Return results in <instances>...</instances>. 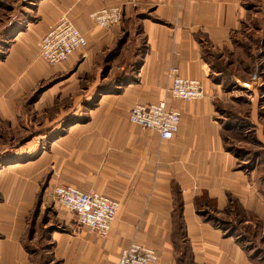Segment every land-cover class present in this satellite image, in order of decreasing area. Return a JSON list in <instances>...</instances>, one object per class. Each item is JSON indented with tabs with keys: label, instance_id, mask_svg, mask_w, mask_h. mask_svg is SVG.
<instances>
[{
	"label": "crops",
	"instance_id": "obj_1",
	"mask_svg": "<svg viewBox=\"0 0 264 264\" xmlns=\"http://www.w3.org/2000/svg\"><path fill=\"white\" fill-rule=\"evenodd\" d=\"M245 2L0 0V9L21 3L30 10L22 33H31L35 43L66 14L87 38L89 52H100L115 37L112 28L97 27L90 14L116 5L123 7L124 23H135L143 38L130 85L107 95L91 93L85 96L94 100L91 106L74 103L47 118L43 140L53 184L94 189L119 202L109 234L99 237L88 231L86 259L82 251L73 262L69 249H63L64 264H117L121 248L130 241L153 248L158 264H255L239 238L225 235L197 212L203 203L222 210L232 195L243 209L264 218L253 173L237 169L236 157L224 149L217 109L210 101L220 91L210 79L211 54L230 49L247 16ZM172 66L182 77L199 79L205 97L187 102L168 96L166 73ZM163 99L180 111L178 130L168 140L128 120L134 103ZM177 200L181 207L175 213ZM74 243L84 249V241ZM18 248L16 264L21 259ZM3 251L0 245V259L9 258Z\"/></svg>",
	"mask_w": 264,
	"mask_h": 264
},
{
	"label": "rangeland",
	"instance_id": "obj_2",
	"mask_svg": "<svg viewBox=\"0 0 264 264\" xmlns=\"http://www.w3.org/2000/svg\"><path fill=\"white\" fill-rule=\"evenodd\" d=\"M21 5L0 9V245L9 257L0 264H16V247L19 264H64L63 249H69L73 262L82 251L86 259L91 235L52 200L56 184L50 180L43 140L47 118L74 103L91 106L94 100L85 98L91 93L107 95L130 85L143 38L139 27L122 17L111 30L114 41L100 52H89L86 45L75 57L49 65L40 58L32 34L22 33L30 10ZM245 8L247 16L230 49L211 54L210 79L220 91L210 101L224 149L236 157L237 169L253 173L264 203V0H246ZM232 198L222 210L208 203L200 209L210 210L207 217L217 220L213 225L225 235L234 232L258 258L250 257L255 264H264L263 215L243 209L233 198L236 211ZM75 240L84 241V249Z\"/></svg>",
	"mask_w": 264,
	"mask_h": 264
},
{
	"label": "built area",
	"instance_id": "obj_3",
	"mask_svg": "<svg viewBox=\"0 0 264 264\" xmlns=\"http://www.w3.org/2000/svg\"><path fill=\"white\" fill-rule=\"evenodd\" d=\"M122 17V5L103 7L90 14L93 23L102 29L113 28ZM87 43L85 35L63 14L37 41L36 46L40 58L49 65H56L84 48ZM166 76V92L171 98L188 102L204 97L199 79L180 76L175 66L167 70ZM128 120L143 129L156 132L161 140H168L178 130L180 111L168 107L167 99L156 103L137 102L131 106ZM51 197L55 204L74 216L78 225L99 237L109 234L119 210L117 200L94 189L84 191L71 185L58 184L52 188ZM117 264H158V256L153 248L130 241L121 248Z\"/></svg>",
	"mask_w": 264,
	"mask_h": 264
},
{
	"label": "trees",
	"instance_id": "obj_4",
	"mask_svg": "<svg viewBox=\"0 0 264 264\" xmlns=\"http://www.w3.org/2000/svg\"><path fill=\"white\" fill-rule=\"evenodd\" d=\"M121 83V82H120ZM221 134H222V132H221ZM224 136V135H223ZM224 140V139H223ZM230 202H231V204H233L234 205V208L236 209V211L238 210V205L235 203V200L232 198V199H230ZM229 202V203H230ZM204 205H206L205 203H203V204H201V205H198L197 206V212L202 216V217H204V219H206V220H209L212 224H214L215 225V222L217 221V220H212L211 218H209V217H207L209 214H208V212L210 211V210H203V209H200L202 206H204ZM180 207H181V202H180V200H177L176 201V208H175V213L177 212H180ZM208 211V212H207ZM225 212H227V210L226 211H224V213ZM222 223H224L223 221H222ZM233 234H234V232L233 233H230V234H228L229 236H233ZM239 240V242H240V244L243 246V241H241L240 239H238ZM243 248H244V246H243ZM245 249V248H244ZM246 250V249H245ZM247 251V250H246ZM249 257H251V258H255V259H258L257 257H255V256H252L250 253H249Z\"/></svg>",
	"mask_w": 264,
	"mask_h": 264
}]
</instances>
